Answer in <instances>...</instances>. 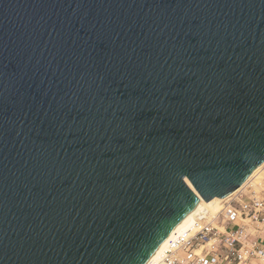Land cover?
Returning a JSON list of instances; mask_svg holds the SVG:
<instances>
[{
	"label": "water",
	"instance_id": "95a60500",
	"mask_svg": "<svg viewBox=\"0 0 264 264\" xmlns=\"http://www.w3.org/2000/svg\"><path fill=\"white\" fill-rule=\"evenodd\" d=\"M264 163V0H0V264H146Z\"/></svg>",
	"mask_w": 264,
	"mask_h": 264
},
{
	"label": "built area",
	"instance_id": "2783aa9c",
	"mask_svg": "<svg viewBox=\"0 0 264 264\" xmlns=\"http://www.w3.org/2000/svg\"><path fill=\"white\" fill-rule=\"evenodd\" d=\"M260 174L224 197L216 210L199 212L153 264H264V175Z\"/></svg>",
	"mask_w": 264,
	"mask_h": 264
},
{
	"label": "bare ground",
	"instance_id": "6f19581e",
	"mask_svg": "<svg viewBox=\"0 0 264 264\" xmlns=\"http://www.w3.org/2000/svg\"><path fill=\"white\" fill-rule=\"evenodd\" d=\"M264 169V163L262 165H260L259 167H257L253 173L250 175L249 179L253 178L256 174H258V172L263 171ZM262 174H260L261 176ZM248 179V180H249ZM226 198H220V197H215L209 201L204 200L203 198H200V201L203 203V205L179 228L177 229L173 235L155 252L151 255V257L149 258V260L147 261L146 264H153L154 262H156L162 255L164 249L166 248V246L173 240L175 239L177 236H179L180 234H182L189 226L190 224L193 222L194 217L201 211H205V210H216L217 208H219V206L221 205L222 201H224Z\"/></svg>",
	"mask_w": 264,
	"mask_h": 264
},
{
	"label": "rangeland",
	"instance_id": "374dc122",
	"mask_svg": "<svg viewBox=\"0 0 264 264\" xmlns=\"http://www.w3.org/2000/svg\"><path fill=\"white\" fill-rule=\"evenodd\" d=\"M261 174L264 175V171H263ZM262 175H261V176H262Z\"/></svg>",
	"mask_w": 264,
	"mask_h": 264
}]
</instances>
